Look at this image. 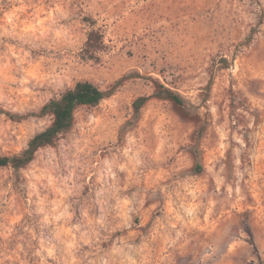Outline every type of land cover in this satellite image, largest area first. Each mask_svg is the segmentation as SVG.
<instances>
[{
  "label": "rangeland",
  "instance_id": "1",
  "mask_svg": "<svg viewBox=\"0 0 264 264\" xmlns=\"http://www.w3.org/2000/svg\"><path fill=\"white\" fill-rule=\"evenodd\" d=\"M86 79L111 94L0 168V264H264V0H0V107ZM51 122L1 113L0 155Z\"/></svg>",
  "mask_w": 264,
  "mask_h": 264
},
{
  "label": "trees",
  "instance_id": "2",
  "mask_svg": "<svg viewBox=\"0 0 264 264\" xmlns=\"http://www.w3.org/2000/svg\"><path fill=\"white\" fill-rule=\"evenodd\" d=\"M100 35L99 31L91 30L86 41L87 46H95V42L100 39ZM160 88L163 90L159 93L160 97L170 99L178 104L184 103L183 97L178 93L165 85H160ZM110 94V90H105L95 82L86 79L78 80L72 87L60 93L59 96L50 98L37 112L13 114L0 107V114L6 113L12 118H24L30 115L52 116L51 124L31 137L22 151L11 155H0V168L10 166L19 171L25 167L34 159L36 152L40 148L54 144L62 134L72 127L77 108L80 106H95ZM147 100L146 96L138 97L135 100L134 106L137 114ZM198 167L201 168L200 165Z\"/></svg>",
  "mask_w": 264,
  "mask_h": 264
}]
</instances>
